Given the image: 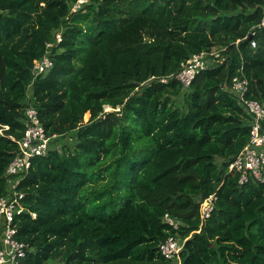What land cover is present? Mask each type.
Instances as JSON below:
<instances>
[{
    "label": "trees",
    "instance_id": "1",
    "mask_svg": "<svg viewBox=\"0 0 264 264\" xmlns=\"http://www.w3.org/2000/svg\"><path fill=\"white\" fill-rule=\"evenodd\" d=\"M72 2L0 0V196L29 103L52 137L17 186V264H264V181L228 168L251 120L232 78L264 105V0ZM48 42L52 66L34 77ZM213 47L223 61L183 88L181 63ZM169 235L183 240L172 259Z\"/></svg>",
    "mask_w": 264,
    "mask_h": 264
},
{
    "label": "built area",
    "instance_id": "2",
    "mask_svg": "<svg viewBox=\"0 0 264 264\" xmlns=\"http://www.w3.org/2000/svg\"><path fill=\"white\" fill-rule=\"evenodd\" d=\"M87 2L88 0H74L70 5V10L72 12L77 11ZM261 13V19L257 24L258 28H264V6ZM254 34V30L249 34L252 35V39H250L252 47L256 45L255 40H253ZM53 39L56 43L60 42L61 34L55 31ZM53 44V42H48L46 53L40 59L34 60L32 67L34 77L47 72L51 68L52 61L49 48ZM223 49L213 47L210 50L192 54L181 63L180 70L173 75V78L183 88H187L199 72L213 68L223 61L224 57L221 55ZM167 80L168 77L160 79L161 82ZM248 90V80L244 76L232 78L231 91L244 110L251 116L249 141L228 166L230 170L238 175V183L240 184H245L250 179L264 181V105L257 100L248 98ZM23 122L25 124L24 134L17 140L18 154L14 156L5 169V192L0 196V264H17L26 254L27 245L17 239V227L14 224L15 216L25 210L22 202L24 193L19 191L17 186L30 169L32 160L35 157L46 155L51 149L50 140L52 137L46 134L36 108L30 103L24 109ZM55 147H58V145ZM215 199L214 195H210L200 202L202 219L209 216L214 207ZM163 221L176 230L179 228V221L169 214L163 216ZM182 248L183 240L175 235H169L159 244L160 253L166 259L177 257Z\"/></svg>",
    "mask_w": 264,
    "mask_h": 264
},
{
    "label": "rangeland",
    "instance_id": "3",
    "mask_svg": "<svg viewBox=\"0 0 264 264\" xmlns=\"http://www.w3.org/2000/svg\"><path fill=\"white\" fill-rule=\"evenodd\" d=\"M60 32H61V30H57V33L61 34ZM28 90H30V89H28ZM179 100H181V99H179ZM104 109H105V110H110V107L105 106ZM87 118H88V114L84 117V120H86ZM65 141H66V142H69L68 137H66L65 139H62V140H61V142H64V143H65ZM61 142L59 143V145H61Z\"/></svg>",
    "mask_w": 264,
    "mask_h": 264
},
{
    "label": "water",
    "instance_id": "4",
    "mask_svg": "<svg viewBox=\"0 0 264 264\" xmlns=\"http://www.w3.org/2000/svg\"><path fill=\"white\" fill-rule=\"evenodd\" d=\"M248 39H249V40L252 39V35H249V36H248Z\"/></svg>",
    "mask_w": 264,
    "mask_h": 264
}]
</instances>
